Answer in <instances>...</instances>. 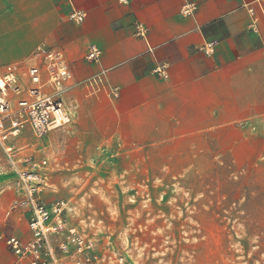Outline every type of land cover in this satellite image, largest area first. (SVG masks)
I'll list each match as a JSON object with an SVG mask.
<instances>
[{
  "label": "crops",
  "instance_id": "obj_1",
  "mask_svg": "<svg viewBox=\"0 0 264 264\" xmlns=\"http://www.w3.org/2000/svg\"><path fill=\"white\" fill-rule=\"evenodd\" d=\"M189 3L198 9L184 16ZM73 10L87 13L84 23L70 21ZM211 40L219 45L206 56L200 48ZM92 45L102 50L98 64L86 60ZM39 46L71 68L73 120L55 131L72 126L80 146L108 147L113 161L149 164L160 177H182L198 161L264 159V0H0V68L26 69ZM158 65L167 77L153 72ZM102 71L118 99L89 97L81 85ZM13 261L7 246L0 264Z\"/></svg>",
  "mask_w": 264,
  "mask_h": 264
},
{
  "label": "rangeland",
  "instance_id": "obj_2",
  "mask_svg": "<svg viewBox=\"0 0 264 264\" xmlns=\"http://www.w3.org/2000/svg\"><path fill=\"white\" fill-rule=\"evenodd\" d=\"M80 138L70 126L43 144L32 136L24 152L48 160L44 200L66 203L68 225L97 242L102 264H264V159L198 161L182 177H160L149 164L113 161L108 147L80 146ZM12 169L0 142L2 254L10 236L29 237L27 215L13 209Z\"/></svg>",
  "mask_w": 264,
  "mask_h": 264
},
{
  "label": "built area",
  "instance_id": "obj_3",
  "mask_svg": "<svg viewBox=\"0 0 264 264\" xmlns=\"http://www.w3.org/2000/svg\"><path fill=\"white\" fill-rule=\"evenodd\" d=\"M128 5L130 0H117ZM263 1H257L262 8ZM244 7L252 15V24L259 19L255 10L247 4ZM198 9L195 3L183 6L184 16ZM87 13L73 10L70 21L82 24ZM138 35L147 40L148 29L138 23ZM219 45L218 40L206 42L200 51L213 56ZM151 54L154 49L149 48ZM34 57L36 62L23 69L22 65L11 64L0 68V142L10 166L16 175L15 184L19 199L13 209H20L27 215L28 238L11 236L7 246L14 256L12 264H102L97 253V242L86 237L76 227L68 225L67 205L64 201L49 205L43 198L47 187V175L43 170L48 160L35 161L25 154L26 146L17 147L9 143L11 138H19L29 131L39 142H43L51 132L72 123L73 116L65 102V95L73 82V73L62 53L39 46ZM102 50L92 45L86 60L100 63ZM167 66L158 65L153 72L167 77ZM89 97L108 95L118 99L119 88H112L106 80V71L94 75L81 83Z\"/></svg>",
  "mask_w": 264,
  "mask_h": 264
}]
</instances>
